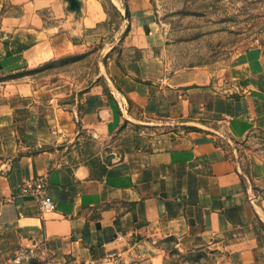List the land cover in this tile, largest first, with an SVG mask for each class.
<instances>
[{
	"label": "crops",
	"instance_id": "1",
	"mask_svg": "<svg viewBox=\"0 0 264 264\" xmlns=\"http://www.w3.org/2000/svg\"><path fill=\"white\" fill-rule=\"evenodd\" d=\"M78 1L0 0V259L264 264V40L223 68H171L151 0H126L102 81H38L28 70L104 36L102 1ZM36 178L54 211L22 192Z\"/></svg>",
	"mask_w": 264,
	"mask_h": 264
},
{
	"label": "rangeland",
	"instance_id": "2",
	"mask_svg": "<svg viewBox=\"0 0 264 264\" xmlns=\"http://www.w3.org/2000/svg\"><path fill=\"white\" fill-rule=\"evenodd\" d=\"M101 1L108 13L107 21L98 28L104 34L101 41L84 51L64 55V60L58 64L30 74L36 75L38 81L65 74L75 78L82 87L103 80V77L96 80V75L105 63L122 58V38L129 18L124 8L126 0ZM151 2L159 25L166 32L163 52L171 68L192 65L223 68L230 65L241 51L264 40V0ZM96 147L98 149L99 146ZM105 151L106 148H102V155L95 154L88 161L105 159L108 156ZM89 153L90 150H87L79 159H88ZM51 258L50 254L35 249L2 258L0 264H49Z\"/></svg>",
	"mask_w": 264,
	"mask_h": 264
},
{
	"label": "built area",
	"instance_id": "3",
	"mask_svg": "<svg viewBox=\"0 0 264 264\" xmlns=\"http://www.w3.org/2000/svg\"><path fill=\"white\" fill-rule=\"evenodd\" d=\"M21 190L24 193L33 195L40 203L41 210L44 213L52 212L56 209V202L49 194L46 186V181L40 178L26 180Z\"/></svg>",
	"mask_w": 264,
	"mask_h": 264
},
{
	"label": "trees",
	"instance_id": "4",
	"mask_svg": "<svg viewBox=\"0 0 264 264\" xmlns=\"http://www.w3.org/2000/svg\"><path fill=\"white\" fill-rule=\"evenodd\" d=\"M104 8H105V5H104ZM124 8L126 9V13L127 15L129 14V6H128V3L127 1L124 3ZM128 30V28H127ZM126 30V32H127ZM63 56L59 57V58H54V59H50L48 61H46L45 63H43L41 66L37 67V68H34V69H30L28 70L27 73H31L32 71H36V70H39V69H42V68H46V67H49V66H53L55 64H58L59 62H61ZM73 158V157H71ZM89 165L91 167V170H92V175L95 176V177H101L105 174V171H106V165L105 164H102V162H100L99 159H93L92 161L89 162Z\"/></svg>",
	"mask_w": 264,
	"mask_h": 264
},
{
	"label": "water",
	"instance_id": "5",
	"mask_svg": "<svg viewBox=\"0 0 264 264\" xmlns=\"http://www.w3.org/2000/svg\"><path fill=\"white\" fill-rule=\"evenodd\" d=\"M66 1H68L69 9L76 12H80L81 8H80V2L78 0H66Z\"/></svg>",
	"mask_w": 264,
	"mask_h": 264
}]
</instances>
